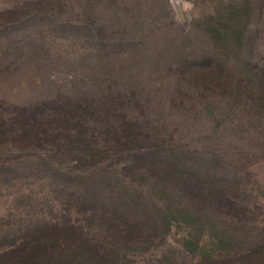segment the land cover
I'll list each match as a JSON object with an SVG mask.
<instances>
[{"label":"trees","instance_id":"trees-1","mask_svg":"<svg viewBox=\"0 0 264 264\" xmlns=\"http://www.w3.org/2000/svg\"><path fill=\"white\" fill-rule=\"evenodd\" d=\"M46 3L0 12V75L26 55L25 32ZM254 3L215 0L193 26L202 29L205 46L176 52L166 72L175 78L174 95L207 112L214 125L240 115L264 140V60L255 56L262 37L253 27L260 15ZM91 31L88 40L106 48L101 29ZM146 38L140 35L132 51L143 50ZM92 77L86 90L57 91L34 103L0 97V192L8 190L13 203L0 215V264H131L130 248L164 242L173 226L184 225L186 241L204 247L202 232L248 222L258 201L245 173L228 170L219 149L188 147L182 142L188 131L158 124L150 113L165 114V100L144 108L125 88L136 78ZM216 126L204 137L214 143L222 135ZM217 241L211 245L225 247ZM200 256L205 264H222L206 249ZM257 263L264 264V238Z\"/></svg>","mask_w":264,"mask_h":264},{"label":"rangeland","instance_id":"rangeland-1","mask_svg":"<svg viewBox=\"0 0 264 264\" xmlns=\"http://www.w3.org/2000/svg\"><path fill=\"white\" fill-rule=\"evenodd\" d=\"M33 1L0 0V12ZM253 1L257 2L254 4L260 14L254 16L253 27L262 37L256 39L260 47L255 56L264 60V0ZM46 2V9L25 32V38L29 36L24 50L26 55L17 58L0 75V97L17 104L34 103L57 91L86 90L92 75L99 78L107 73L123 77L131 75L137 81L130 82L125 88L136 92L141 102L150 101L149 104L142 102L144 108L146 105L157 107L158 97L165 100L168 108L165 114L158 116L150 113L153 118L156 117L154 120L158 124H167L168 130L175 127L177 134L188 131V137L182 142L190 148H202L208 152L219 149L224 154L226 168L245 173L243 182L249 189L248 193L257 197V207L251 210L248 222H227L202 232L204 247L196 245L194 240L186 241L189 230L184 225H177L167 233L164 242L156 240L155 245L147 250L130 248V263L205 264L200 254L206 249L222 264H229L230 257L234 258L235 264H258L257 251L264 238V155H259L258 150L264 148V140L254 133L251 125L239 121L242 118L240 115H235L231 122L227 119L233 125L230 129L227 120L214 125L210 115L196 107L197 104L201 107L202 102H192L196 111V108L191 109L189 100L181 101L174 95L175 78L171 72H166L167 64L176 52L205 46L202 29L193 26L197 25L195 19L211 11L215 0ZM167 12L169 17H166ZM88 28L93 34L101 29L106 48L99 47L95 37L88 40ZM140 29H145V34ZM140 35H146L148 42L143 50L137 47L138 52L132 51L133 43ZM146 57L156 66L144 65ZM215 126L222 131V135L220 142L214 143L211 138L204 137L211 133L210 127L214 129ZM0 193L2 215L13 203L7 197L8 190ZM12 209L15 211V208ZM197 233V229H193L192 235ZM219 238L226 242L224 248L211 245ZM59 257L54 255L56 259Z\"/></svg>","mask_w":264,"mask_h":264}]
</instances>
